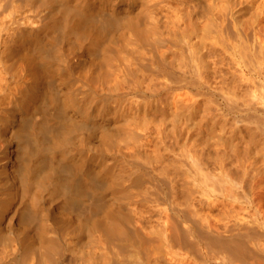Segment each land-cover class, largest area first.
I'll return each instance as SVG.
<instances>
[{
	"label": "bare ground",
	"instance_id": "6f19581e",
	"mask_svg": "<svg viewBox=\"0 0 264 264\" xmlns=\"http://www.w3.org/2000/svg\"><path fill=\"white\" fill-rule=\"evenodd\" d=\"M13 2L0 0V264H59L64 242L71 250L67 264H95L98 247L131 244L143 229L126 201L128 189L140 185L136 165L153 169V158L159 174L152 173L172 188L176 175L193 184L209 179L197 153L214 157L209 150L216 146H205L213 119L212 106L205 107L214 98L225 116L237 114L249 130L264 132V0ZM221 67L226 71L218 75ZM196 111L202 120L205 112L212 117L196 123L199 139ZM150 136L154 152L143 158L150 159L146 164L137 152L152 144ZM248 148H239L245 158ZM164 151L172 159H163ZM190 183V189L200 185ZM130 189L141 197L138 186ZM172 227L170 235L178 231ZM220 238L219 249L242 256Z\"/></svg>",
	"mask_w": 264,
	"mask_h": 264
},
{
	"label": "rangeland",
	"instance_id": "374dc122",
	"mask_svg": "<svg viewBox=\"0 0 264 264\" xmlns=\"http://www.w3.org/2000/svg\"><path fill=\"white\" fill-rule=\"evenodd\" d=\"M14 1H16V2L15 3L13 2V4H16V3L20 4L21 3L20 5H25L26 3H28V2H25L26 0L25 1L19 0V2H18V0H14ZM219 40H221V39H219ZM218 52L219 51L217 50V54H219ZM218 57L220 58V56H218ZM221 70H223V72L226 71L225 68L223 69V67H221L218 69V73H217L218 75L223 73ZM229 81H230V83H232L234 81V78H230L229 80H227L228 83H229ZM234 82L232 83V85L233 84L235 85ZM213 86H215V83L213 84ZM217 86H219V85H217ZM247 99H248V97H247ZM213 100L215 102L218 101V102H216L217 104L220 103V100H218V98H214ZM213 100H210V101H213ZM245 100H246V98H245ZM249 100H251V99H249ZM214 101H213V103L212 102L211 103L215 104L216 108H214V106L208 102H207L208 107L204 106L205 108H207L208 111L205 110L207 112H209L213 108L212 109L213 111L212 110L210 111L213 113V116H212L213 119H211L212 120L211 128L209 126V125H211V123H210L211 120L209 119V118H212L210 115L211 113L207 114V112H205L208 115L207 116L204 113V111L203 112L201 111L203 116H204V114L206 116L204 118H206V119L208 118V120H210L208 122L209 124L207 123V128H209L210 130L208 129V130H206V132H208L211 142L208 138V143L205 146H207L209 148L210 144H214L216 147H218V148H216V147L214 148L213 147L214 145L210 146V147L214 148V149L213 148L212 149L215 150L214 151V152H216V154L214 153L215 155L213 154V150L208 149L214 157L209 156V155H211V154H209V152L206 153L205 150H207L206 149L207 147L203 148V150L205 149L204 150L205 153L209 154V155H203L201 152L197 153L198 149L203 144V141H201L202 139L198 140L200 138L199 135L201 133L199 126H201V124L203 123L202 121H205L206 119L202 120L201 119V113L199 112L200 114H198L197 111L196 112L198 115L195 114L194 119H193L194 120L193 125L196 123H198V125L200 124L199 126L197 124L194 125L197 127L193 126V128H195L194 134H196V131L199 129L197 131V134H198L197 138L198 139L194 138L196 135H193L194 137L193 136L192 137L194 138V140L197 139L199 141L197 143L194 142L195 145L197 144L199 147L198 148L196 146V153H197V155L199 154L197 156V159L200 160V166L204 165L203 162H205L206 166L204 165L205 167L202 169L208 171V172L206 171V173L208 174L209 179L205 178V180L207 179L208 182L206 181L205 183L201 184V182H198L199 179L194 180L195 181V182L193 181L194 184L200 183V185L197 187V190H196L195 189L196 186H194L192 181H191L192 184L189 182L192 179L189 178V180H188V179H186V176L184 177L183 175H176L175 180L180 182L185 178V181L188 180V183H190V185H193L194 187L192 186L193 188L190 189L189 187H191V186H187V185H189L188 183L183 182V185H181L182 182H181V184L179 182H178L179 184L176 182L175 184H177V185L173 186L174 188H172V186L168 184L169 183L168 179L165 178L168 181H167V183L166 182L164 183L163 180H165V179H163V178H162V180L160 178L157 179L158 177H160L162 175H160V176L156 175L155 176V173H152V171H154V172H156V174H159V169L156 166H154V164H155L154 161H153V163H149L153 159L152 157H151L152 158L151 160L147 159V158H146V160H150L148 162V165H151V168H153L154 170L153 169L148 170L146 168L145 169L141 168V165H143V164H140V165L138 164L139 167L136 165V168H138V171H137L138 174L139 175L141 174L140 175L141 177H140L138 182H140V181L141 182L140 183L137 182V184H140V185L136 184L139 189H136L137 186H134V185H132L134 187H130V188H135L137 190L136 195L141 196V197L143 196V198H141V197L136 198L137 196L132 194V192L135 193L136 191L134 189H132V192H130L129 191L130 188H129L127 192L131 193L132 195L130 194V196H129L127 193L126 196H127V198L129 197L128 198L129 200L126 199V201L128 202L127 206L130 204L129 206L132 207V210H130L131 207L128 206V209L130 208L129 214L132 211V213L130 214L132 216V221L134 220V224L136 221L137 222L136 225L139 224L138 225L139 227L141 225L142 226L141 228H143V229L138 228L137 226H135V227H137L139 229V231L141 229L142 232L141 231L140 232L144 236H142V234L140 233L139 236L137 235L139 238L136 237L138 239H136V238H135L136 240L134 238L132 239L133 243L131 242L132 240L129 241L133 246L128 243V244H126L127 246L125 245V247L122 249L112 247V249L107 250L104 245L98 247L100 249H98V251L96 253V258H95V259H97L98 263L96 262L95 264H110L111 262H112L111 264H219V262H221V264H264V157H263L264 156V154H263L264 153V132L263 131L261 132L259 130H249V129H252L253 127L246 125L240 119V117H237V114H230V116L229 115L225 116V114L219 110V106L217 107V105H216V103H214ZM247 102H248V100H247ZM203 105H206V102L204 104H202V102H201L200 107L203 108L202 107ZM211 106H212V108H211ZM201 108H200V110H202ZM209 108H211V109L209 110ZM216 109L219 111H217ZM218 115H219V117H223L222 118L223 123H219L221 121V119L218 118ZM214 116L216 117L215 120H214ZM168 117L170 118V116H168ZM168 117L166 119H169ZM217 118H218V120H217ZM225 118H226V120H224ZM199 121H201V122H199ZM214 121H216L215 122L216 125L215 124L213 125ZM217 123L221 124V127L224 128V129H222V131L220 130L221 127H219L217 125ZM222 124H223V126H222ZM224 125H226V126H224ZM213 126H215L216 129ZM244 126L247 127V129H245ZM196 128H198V129H196ZM212 128H214L215 130L218 129V132H220V135L219 134L217 135V131L213 130ZM230 128H231V130H230ZM239 128L243 129L241 134H238V131H236V129L238 130ZM227 129L231 131V134H230V131H228ZM234 130H235V132H237L236 137L233 136ZM214 132H216V133H214ZM221 132H223V133H221ZM227 132H229V133H227ZM228 134H230L229 136L231 137V138L229 137L230 142H228L229 139L227 140ZM237 134L240 136L237 137ZM125 135L124 136L122 135L123 139H124V137L127 138V136H128V134H127V136H125ZM211 135H213V136H211ZM218 136H220L222 139ZM120 139L121 138H119L118 140H120ZM146 139H148V141H150L149 143H152V141L154 143V140L151 136L147 137ZM223 139L224 140L226 139V141H223ZM191 140H193V139L191 138ZM141 143H143L142 139H141ZM153 143L148 144L147 145L148 147L145 148L144 150L142 148L143 152H146V153L149 152V150L151 149L150 147L153 146ZM180 143H182V142H180ZM205 143H206V140H205ZM235 143H238V146H234V145H236ZM192 144H193V141H192ZM199 144H201V145H199ZM208 144H209V146H208ZM220 144H222V145H220ZM116 145H118V144H116ZM116 145H115V147H116ZM224 145L227 147H225ZM232 145H233V147H232ZM202 147H204V146L202 145ZM228 147H229V149H228ZM235 147L238 148V149L236 148V150L234 149L235 151H238L237 154L233 150V148H235ZM242 147H249L248 153H250L252 157L248 156L249 154L246 155L248 157V159H247V157L245 158L244 156H242L241 155L242 152H239L240 151L239 148H242ZM231 148H232V151L236 154V157H235V154H234V156H233V154H231V152H232L230 150ZM249 149H250V151H249ZM140 150H139V152H137V154H139L141 156V157L138 156V158H141L142 160L145 159V156H147L149 158V156H150L149 154L153 155V152H154V150L151 149L149 153L143 154L142 150L141 151ZM204 151H202V152L204 153ZM228 152H230V154ZM140 153H142V155ZM164 153H167V155ZM169 153H171V152H169ZM169 153L164 151L163 152V156H164L163 159H166V157H168V156H169L168 157L169 160H170V158L172 159V153L171 154H169ZM217 153H219L221 156H223V154H224V156L220 157L219 154H218L219 156H217ZM200 154H201V156H205V157H203L202 159L198 158L200 156ZM226 154H227V156H226ZM243 155H245V154H243ZM206 156H208L212 160L210 159V161H209L208 157H207L208 159L203 160L204 158H206ZM219 157L223 158V159L221 160ZM213 158L216 160H214ZM237 158H239V159H237ZM146 160H144V163L147 162ZM138 161H140V160H138ZM142 162H140V163H142ZM197 162L199 163V161H197ZM201 162L203 164H201ZM198 163H197V165H199ZM152 164H153V166H152ZM156 169H158V172ZM143 170H146L148 172L143 171ZM144 172H145V174L147 173L149 176L147 174L145 176H143L142 174ZM207 174H206V176H207ZM151 176H152V178H150ZM178 176L179 177L182 176V179H181V177L177 178ZM147 177H149L150 179ZM211 177L212 178L214 177L213 178L214 180L211 179ZM144 179L146 181H144ZM178 179H180V180H178ZM154 180L156 183L154 182ZM211 182H213V183H211ZM184 184H185L186 189H190V190L187 191L186 189H184L185 188ZM225 184H226V186H224ZM223 186L226 188H224ZM200 187L202 188V190L205 193L201 190ZM171 188L173 189V192L176 191V192H174L175 194L172 192ZM198 188H200V189H198ZM139 190H140V193H138ZM227 190H228V192H227ZM206 191H208L207 194H206ZM141 192L144 194L147 193L146 194L147 197L144 196V194H142ZM181 192H183L184 194ZM139 194H141V195H139ZM180 194H182V195H180ZM176 195H180V196L178 197ZM133 196H135V197H133ZM175 196L178 197L177 200L175 199L176 198ZM144 197H146V198H144ZM139 198L142 200H140ZM143 199H146V200H143ZM171 200H172V202H170ZM173 200L175 202L178 201L180 203L181 207H182V205H184V206L181 208L179 206V203L177 202V204H178L177 205L178 207H177ZM155 202H156V204H155ZM172 203L175 204V206L173 205L174 207H177L176 210L175 209L173 210L174 207L172 208V210H170L171 209L170 205ZM190 211H191V213H190ZM204 219H206V220H204ZM165 221H168V222H165ZM172 221L177 222V223L175 222L176 223L175 226H173V227L171 226L173 230L178 224L180 227L177 226L175 228V230L178 228L177 230L179 232H180V230L181 231L184 230V231L180 232L181 234L180 233L178 234V231H177V233H172L175 238L172 236L174 239L170 238L169 240L171 242L170 241L168 242V237H170L172 235V234L170 235L168 232V229H171L169 223H172L171 225L175 224ZM195 223H196V225H194ZM197 223H200V224H197ZM181 226H183V227L181 228ZM188 226H189V228H188ZM166 227H167V229H166ZM195 227H197V228H195ZM154 228H156V229L158 228V229L156 230ZM179 228H181V229H179ZM187 229L189 230V233L187 232L188 231ZM147 231H148V233H147ZM156 231H158V232H156ZM171 231L172 230H170V232ZM149 232H150V234H149ZM163 233H164V235H163ZM207 233H208V235H207ZM157 234H159V235H157ZM203 234L207 235V236H204ZM188 235H190V236H188ZM149 236H151V237H149ZM165 236L166 237L168 236V237L166 238ZM214 236L216 238H214ZM218 236H219V238L221 237L220 239L223 241V244H225V246L230 245L233 248L235 247L237 250H241L243 257L242 256L238 257L239 255L233 254L229 249H222V250L219 249L218 246L216 245L217 244L216 242L219 241ZM140 237H142V238H140ZM154 237H155V239H153ZM242 237H243V239H242ZM235 238L236 239L238 238V239L236 240ZM175 240H177V241H175ZM210 240H211V242H210ZM229 240H231V242ZM244 240H246V241H244ZM144 241H146V242H144ZM172 241H175L176 243H174ZM241 241H243V242H241ZM65 244L66 243L64 242L60 246V248H61L60 250H61V253L63 256L60 258L61 263L59 261V264H63V263L67 264L66 262L69 263L68 259L71 258L70 257L71 250L69 248H66ZM172 244H174V245H172ZM132 247L135 248V250ZM130 248H132V249H130ZM204 248H206L205 252H204ZM67 249H69L70 251ZM103 249L107 250V251L105 252ZM138 249H140V250L142 249V250L140 251ZM215 249H219L220 251H217ZM249 249H250V251H249ZM251 249H253V250H251ZM101 251H103V252H101ZM215 253H216V255H215ZM243 253H244V255H243ZM104 257L106 260L104 259ZM241 257H242V259H241ZM217 258H218V260H217ZM215 260H217V261L215 262Z\"/></svg>",
	"mask_w": 264,
	"mask_h": 264
}]
</instances>
